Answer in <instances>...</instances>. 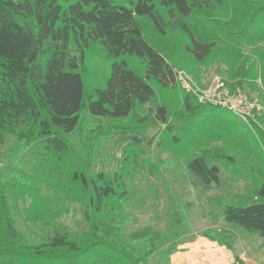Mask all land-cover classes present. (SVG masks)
<instances>
[{
  "label": "trees",
  "instance_id": "trees-1",
  "mask_svg": "<svg viewBox=\"0 0 264 264\" xmlns=\"http://www.w3.org/2000/svg\"><path fill=\"white\" fill-rule=\"evenodd\" d=\"M145 21L161 36L180 33L182 49L195 62L214 55L233 86L255 87L257 78L264 86V0H0V264L169 260L186 233L173 200L166 231L149 225L125 231L129 182L144 173L139 146L154 140L137 125H163L183 159L182 172L205 189L220 183L219 164H236L242 156L235 145L232 154L225 152L231 121L239 118L192 94L181 97L175 125L160 103L151 117L140 114L155 99L149 80L177 86L173 55L148 37ZM92 47L106 58L107 73L89 86L81 64ZM84 111L134 122L117 134L124 146L110 169L84 138V152L70 141ZM239 121L256 134L252 151L264 157V119L262 126ZM23 151L34 156L29 166L12 161ZM148 172L160 175L154 164ZM254 183L251 192L222 203L221 215L264 239V180ZM69 211L79 214L77 227L60 219ZM225 234L199 232L233 250ZM234 259L244 264L236 254Z\"/></svg>",
  "mask_w": 264,
  "mask_h": 264
},
{
  "label": "rangeland",
  "instance_id": "rangeland-1",
  "mask_svg": "<svg viewBox=\"0 0 264 264\" xmlns=\"http://www.w3.org/2000/svg\"><path fill=\"white\" fill-rule=\"evenodd\" d=\"M143 24L144 31L154 44L167 57L169 54L173 55L169 56V60L175 73L183 72L193 83L197 84L201 89V94H204L210 86L218 88L221 84L229 90H241L248 96L262 102L264 106V86L260 78H257V86L255 87L246 84L233 86L226 76V66L215 60L214 55H211L204 62H195L182 49L185 41L180 33H167L161 36L155 32L148 22L145 21ZM261 45L264 48V42ZM81 68L86 84L89 86L96 85L107 73V60L99 48L92 47L86 51ZM149 83L155 91V99L145 105L140 114L151 117L150 111L154 104L160 103L168 108L169 124L175 125L174 115L181 110V97L187 92L180 83H177L174 88L163 87L153 80H149ZM192 95L199 100L197 95ZM215 111L218 113L223 112L225 115L235 118L231 111H223L220 108H215ZM262 119H264V114L260 118L250 121V123L254 122L262 126L260 121ZM208 120L211 119L205 121L208 122ZM239 120L231 121L232 126L229 128L231 134H227L228 137H226L229 140L227 143L230 145L226 147L225 152L232 154L231 149L235 145V151L237 149L241 150L240 153L243 152L241 153L242 156L237 159L236 164L228 162L219 164L221 167L220 183L218 185L212 184L207 189L197 185L196 182L194 184L193 180L182 172L183 159L175 153L178 152V149L172 147L170 135H168L163 125L145 127L137 125V128L143 127V132L153 136L154 140L150 145L139 146L143 157L138 160L142 162L144 173L137 174L129 182L132 195L126 208L129 221L126 223L125 231L146 225L166 231L172 222L170 204L173 200L179 213L178 218L181 221V227L184 231L186 230L183 237L184 243L202 238L199 235L201 231L220 230L225 232V237H228L232 242L234 254L239 255L244 250L248 252L249 248L259 247L262 251L260 252L261 257H264V245L259 246L258 235L248 233L235 225L226 223L221 215L222 203L229 199L236 200L238 196H244L245 192H251L253 187L256 186L255 181L259 183L264 180V157L259 158L257 153L255 154L252 151L256 145V134H250ZM127 124L134 125V122L130 120L109 121L96 119L90 117L84 111L80 126L74 133L75 135L70 138V141L79 151L84 152V148L81 147L82 141H80L81 138H84V142L88 145L90 151L95 152L96 158H102L106 161L107 168L110 169L117 164L118 160L116 159L121 157L120 153L124 144L118 143L117 134H123V126ZM79 134L82 136L80 137ZM214 143L219 144L220 141ZM6 148L7 146L4 147V149ZM12 161L16 165L25 167L31 165L34 156L31 151H23L15 156ZM150 164L159 167L160 175L149 174L148 165ZM97 167L99 169L100 165L96 164ZM60 219L71 227H77L79 214L69 211V213L63 214ZM250 254L257 256L255 253ZM149 264H171V261L170 258L167 261L159 262L154 259Z\"/></svg>",
  "mask_w": 264,
  "mask_h": 264
},
{
  "label": "crops",
  "instance_id": "crops-1",
  "mask_svg": "<svg viewBox=\"0 0 264 264\" xmlns=\"http://www.w3.org/2000/svg\"><path fill=\"white\" fill-rule=\"evenodd\" d=\"M179 246V249L170 256L171 264H233L235 263L233 250L224 245L211 241L203 236ZM259 237V236H258ZM259 246L264 245V239L259 237ZM261 244V245H260ZM259 247L249 248L240 252L238 257L244 264H264ZM249 253L256 254L249 255ZM237 255V254H236ZM236 264V263H235Z\"/></svg>",
  "mask_w": 264,
  "mask_h": 264
},
{
  "label": "built area",
  "instance_id": "built-area-1",
  "mask_svg": "<svg viewBox=\"0 0 264 264\" xmlns=\"http://www.w3.org/2000/svg\"><path fill=\"white\" fill-rule=\"evenodd\" d=\"M177 83L181 84L187 93L198 96L200 101L219 106L235 114L240 120L250 123L264 114L262 102L248 96L239 89H226L220 84L218 88L210 86L204 94L183 72L176 73Z\"/></svg>",
  "mask_w": 264,
  "mask_h": 264
}]
</instances>
